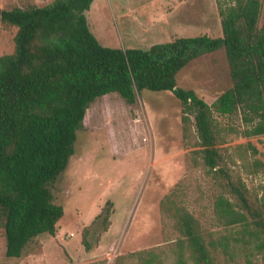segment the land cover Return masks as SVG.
<instances>
[{
    "label": "trees",
    "instance_id": "trees-1",
    "mask_svg": "<svg viewBox=\"0 0 264 264\" xmlns=\"http://www.w3.org/2000/svg\"><path fill=\"white\" fill-rule=\"evenodd\" d=\"M93 1L52 0L42 7L2 10L1 20L16 28L13 52L0 57L5 256L18 259L34 238L56 235L64 210L53 203L49 185L66 170L89 105L111 93L133 104L144 90L170 91L179 100L183 138L195 141L202 166L220 180L217 221L239 228L235 241L245 249L264 251V187L260 198L252 200L242 179L224 168L214 118L239 115L252 126L247 136L264 134L262 1L219 2L220 37H178L148 49L101 45L84 16ZM56 36L66 38L63 44H55ZM218 50L225 52L231 87L209 105L194 91L177 87L176 76L190 62ZM253 166L264 164L256 160ZM159 207L178 235L176 264H217L220 249L227 247L224 238H215L173 193ZM83 245L89 249L85 238Z\"/></svg>",
    "mask_w": 264,
    "mask_h": 264
},
{
    "label": "rangeland",
    "instance_id": "rangeland-1",
    "mask_svg": "<svg viewBox=\"0 0 264 264\" xmlns=\"http://www.w3.org/2000/svg\"><path fill=\"white\" fill-rule=\"evenodd\" d=\"M51 1L0 0V8ZM219 2L224 0H94L84 16L101 45L148 49L178 37H220ZM15 33L1 20L0 57L13 52ZM65 39L56 36L54 42ZM176 86L211 105L231 87L224 50L190 62L176 76ZM214 118L224 168L242 179L252 200L260 198L264 167L253 163L264 164V134L247 136L252 126L239 115ZM195 145L183 138L181 104L170 91L144 90L133 104L117 93L97 98L86 110L66 170L49 185L53 203L64 210L56 235L34 238L20 258L11 259L0 228V264H176L178 235L159 207L172 193L215 238H224L227 247L217 264H264V251L235 241L239 228L217 221L214 201L223 190L202 166Z\"/></svg>",
    "mask_w": 264,
    "mask_h": 264
},
{
    "label": "water",
    "instance_id": "water-1",
    "mask_svg": "<svg viewBox=\"0 0 264 264\" xmlns=\"http://www.w3.org/2000/svg\"><path fill=\"white\" fill-rule=\"evenodd\" d=\"M1 13H2V10H1V8H0V22H1Z\"/></svg>",
    "mask_w": 264,
    "mask_h": 264
}]
</instances>
